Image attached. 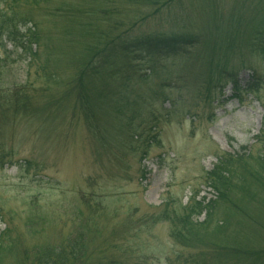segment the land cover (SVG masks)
I'll list each match as a JSON object with an SVG mask.
<instances>
[{
  "label": "rangeland",
  "instance_id": "1",
  "mask_svg": "<svg viewBox=\"0 0 264 264\" xmlns=\"http://www.w3.org/2000/svg\"><path fill=\"white\" fill-rule=\"evenodd\" d=\"M86 1V9L108 10L110 24L119 23L112 36L135 24L131 37L190 36L200 45L177 56L146 54L155 59L159 78L148 86L136 85L137 92L144 95L170 81L178 88L168 93L179 103L171 114L169 102L156 106L157 139L141 161V140L135 139L139 150L132 151L129 136L119 128L123 123L105 114L103 107L89 122L71 91L83 47L79 41H62L63 25L53 13L62 4L81 9L83 0L21 5L23 14L34 17L43 41L37 57L0 43V234L7 228L16 251L5 256L4 264H33L27 257L33 250L63 246L77 231L87 244L89 264H191L196 254L177 246L171 227L153 224V219L170 200L185 207L196 192L199 200H213L216 193L205 178L218 158L259 151L257 139L264 133V84L239 102L231 98V79L224 80V96L220 93L210 107L205 96L197 95L211 75L202 59L195 62L197 53L235 55L229 70L242 85L248 84L252 71H264V62L259 54L238 49L239 39L235 46L229 40L250 37L257 21H264V5L253 0ZM240 11L244 15L238 20ZM232 19L240 29L230 25ZM99 26L105 31L109 23L100 21ZM217 40L222 43L204 45ZM224 61L221 58V64ZM146 67L141 69L148 72ZM94 125L107 128V136L94 131ZM204 219L205 214L198 222Z\"/></svg>",
  "mask_w": 264,
  "mask_h": 264
},
{
  "label": "trees",
  "instance_id": "2",
  "mask_svg": "<svg viewBox=\"0 0 264 264\" xmlns=\"http://www.w3.org/2000/svg\"><path fill=\"white\" fill-rule=\"evenodd\" d=\"M49 2L50 0H0V43H10L14 49L25 53L28 51L33 57H37L38 48L43 41L42 32L38 31L37 23L33 24L34 17L31 13H22L21 5L40 6L41 3ZM83 2L81 9H77L76 5L62 4L53 13L63 25L59 27L62 41H79L83 47L77 61L76 76L70 84L71 91L76 94V103L86 113L89 122L96 116L98 109L103 107L101 110H106L105 114L123 123L119 128L129 136L131 150L138 151L142 144L140 160H146L151 145L157 139V135H153L159 121L156 106L169 102L171 114L176 111L179 103L168 93L173 88H178L170 81L151 87L150 92L144 95L137 92L136 85L148 86L153 79L159 78V71L154 65L155 59L149 60L147 55L152 57L161 53L177 56L199 40L190 36L162 34L131 37L130 32L135 24L123 34L112 36L119 23L110 24L108 10L86 9L87 1ZM253 2L264 5V0ZM97 11H103L99 19L95 17ZM243 15L244 11H240L237 19ZM100 21L109 23V28L104 31L99 26ZM230 22V25L234 24L240 29L239 23L235 24L233 19ZM30 23L31 28L22 33V29ZM257 25L250 37L238 36L229 42L235 46L239 39L242 46L238 49L246 48L259 54L264 62V21H257ZM50 39L54 41L53 38ZM220 43L222 41H206L204 45ZM46 44L49 43L43 45L47 47ZM53 50L59 52L56 48ZM214 53L215 51L205 54L198 52V61H195L200 62L202 59L203 68L211 70V75H208L204 84L206 87L202 84L197 91L198 97L205 96L210 107L218 102L220 93L224 96V80L231 79V98L239 102L243 95H254L258 92L257 85L264 84V71L254 70L248 84L242 85L235 72L229 70L235 55L219 57L213 56ZM221 58L225 60L224 64H221ZM143 66H147L149 71L142 70ZM166 78L170 80L169 75ZM179 78L183 82L186 80L184 76ZM191 80L197 82L193 81L196 79ZM21 98V93L16 94L17 101ZM144 113L148 117L143 119ZM93 129L101 136L109 133L107 128L100 126L94 125ZM114 129L120 132L118 127ZM135 139L141 140L137 147H134L137 143ZM257 143L260 145L259 151L250 150L240 156L226 154L218 158V163L205 178L207 186L216 193L213 200H199L198 192L185 207L170 200L163 213L153 219V224L167 223L171 227L170 235L177 246L196 254L191 257L194 260L191 264H264V133H261ZM142 171L145 176L146 171ZM203 214L204 221L198 222ZM0 219L3 220L2 217ZM7 235L6 228L0 234V264H4L5 256H14L16 253L10 245L12 239L9 235L7 238ZM17 255L20 257L19 252ZM27 257L31 258L33 264H89L90 258L83 235L78 231L63 246H43L33 250Z\"/></svg>",
  "mask_w": 264,
  "mask_h": 264
}]
</instances>
